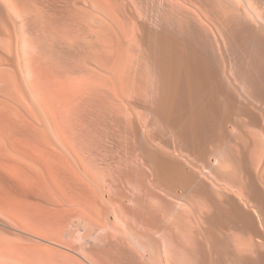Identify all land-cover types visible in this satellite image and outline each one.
<instances>
[{
  "label": "bare ground",
  "instance_id": "1",
  "mask_svg": "<svg viewBox=\"0 0 264 264\" xmlns=\"http://www.w3.org/2000/svg\"><path fill=\"white\" fill-rule=\"evenodd\" d=\"M33 155L88 264H264V0H0V264Z\"/></svg>",
  "mask_w": 264,
  "mask_h": 264
},
{
  "label": "rangeland",
  "instance_id": "2",
  "mask_svg": "<svg viewBox=\"0 0 264 264\" xmlns=\"http://www.w3.org/2000/svg\"><path fill=\"white\" fill-rule=\"evenodd\" d=\"M33 157H35V158H31V161H30L31 162L30 163L31 168L29 166L28 169L30 171H28V172L30 174V182H31L33 188L39 189V191L45 192V194H46V196L42 197V199H41L42 203L39 202L40 209L38 208L39 209L38 213L40 214L41 211H45V209H46V211L43 212L45 215H42L41 217L43 218V216H44L43 219L45 220V228L47 229L45 238L48 237L47 240L46 239L39 240L38 237H35L36 243H34V242L32 243L33 247H36L35 248V255H37V253H39L40 251L42 252V249H44L45 252H42L44 254V255L42 254L44 256L43 257L44 258L43 262L45 261L44 264H83V263L86 264L87 262L85 261V258H82L83 256H82V250L80 249V237H79V235H77V233L71 234V232L68 231L69 229L65 228L64 225L61 224V218L63 217V210H62V208H60L59 204L54 200L55 196L47 193V190H46L47 185H48L49 189H50V186H49V184H46V182L48 183V181H47L48 175H47V171L45 168V164L42 163L41 160L35 161V159L37 158L35 155H33ZM32 161H34V162L32 163ZM2 164H5V163H3V159H2ZM39 172H40V174H39ZM45 184H46V186H45ZM53 191L55 193L54 189H53ZM51 196H52V198H51ZM41 208H43V209H41ZM57 208H59V209H57ZM55 221H57V222H55ZM42 240H46V241H42ZM36 244H37V246H36ZM45 255L48 257L46 258ZM45 258L48 259V261Z\"/></svg>",
  "mask_w": 264,
  "mask_h": 264
}]
</instances>
